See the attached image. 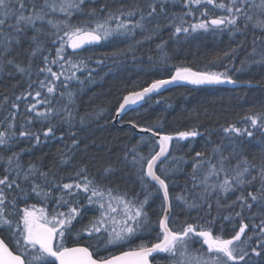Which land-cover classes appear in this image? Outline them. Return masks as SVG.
Masks as SVG:
<instances>
[{
  "label": "snow or ice",
  "instance_id": "6c2138e0",
  "mask_svg": "<svg viewBox=\"0 0 264 264\" xmlns=\"http://www.w3.org/2000/svg\"><path fill=\"white\" fill-rule=\"evenodd\" d=\"M176 6L179 12L174 11ZM197 13L199 22L185 27V17ZM165 30L171 31L170 39L201 30L214 34L227 30L241 37L236 48L218 54L211 64L234 59L238 49H245L251 32L248 60L241 61L235 71L264 65V0H121L119 6L107 0H0V72L9 78L18 74L26 84L19 95H5L0 103V110L9 109L0 120V264H264V108L254 111L253 106L238 122L206 129L205 150L194 154L190 150L187 158L172 155L170 146L173 141L202 137L200 125L162 134L159 124L145 128L130 122L132 128L158 137V150L150 148L147 155L139 151L145 141L141 136L118 160L121 167L109 163L99 177L81 164L65 182L58 169L70 163L67 153L59 152V165L45 168L43 160L24 162L23 153L29 149L15 150L21 139L38 145L42 137L55 138L64 125L74 126L76 92L70 90L71 82L83 86L96 72L89 69L93 57L81 55L90 51L88 46L119 37L139 46ZM138 31L143 39H136ZM166 44L162 41L156 47L164 53ZM134 45L111 53L113 64L134 53ZM161 59L170 58L164 53ZM95 63L104 65L105 59ZM173 67L170 78L154 79L123 96L116 116L173 83H254L233 79L227 68L223 72L193 70L183 63ZM85 70L87 76L80 79L76 73ZM20 86V81L14 85ZM65 97L67 102L58 107ZM21 103L25 119L18 125ZM37 122L42 128L33 131ZM84 122L85 117H80L79 123ZM214 131L221 133L219 143L211 140ZM69 136L71 152L81 141L75 132ZM185 165L190 167L186 173ZM128 168L132 171L125 174ZM177 173L185 176L181 192L170 191ZM118 174L125 179L123 189ZM132 177L140 185L139 192L128 190L127 179ZM157 194L161 204L153 221L146 206ZM32 200L43 206L29 203ZM177 210L186 215L195 210L205 216L197 215L191 222L185 219L176 227ZM218 220L231 225L230 233L226 234L223 224L217 228ZM73 233L76 246H66ZM137 240L135 248L106 254Z\"/></svg>",
  "mask_w": 264,
  "mask_h": 264
},
{
  "label": "trees",
  "instance_id": "16d2710c",
  "mask_svg": "<svg viewBox=\"0 0 264 264\" xmlns=\"http://www.w3.org/2000/svg\"><path fill=\"white\" fill-rule=\"evenodd\" d=\"M107 2L119 6L121 0H107ZM180 10L179 6L174 8V11L179 12ZM248 35L249 39L245 49H238L234 59L229 61L225 58L215 64L209 62L229 48H236L237 41L241 39L239 35L233 37L227 30L216 34L212 31H197L191 35L180 34L178 38L172 37L170 39L171 31L165 30L154 36L152 40L145 41L139 46H135L134 41L129 38L119 37L110 38L104 41L101 46L90 48V51H83L81 55L93 57V60L89 61V69L95 68L96 72L93 73L91 82H86L83 86L76 81L71 82L70 90L76 92L73 109L76 115V120L73 122L74 126L69 129L68 125H64L56 132L55 138L45 140L42 137L41 143L38 145L29 140L21 139L15 146V150L29 149L23 153L24 162L43 160L45 168H51L53 164L59 165V152L67 153L71 158L70 163L59 165L58 169L59 175L65 177V182L72 175L74 168H78L81 164H87L89 173L97 177L109 163L118 168L121 167L118 160L123 158L126 149L136 145L141 138L131 125L124 127V124H131L130 122H135L140 127L145 128L159 124L162 134H175L178 131L200 125L199 130L204 133L202 137H197L191 142L181 141L177 143L173 141L171 153L175 156L185 155L187 158L190 150L192 154L195 151L205 150L206 141L209 139L206 129L215 130L221 125L227 126L228 123L238 122L242 116L249 113V109L253 106L254 111H260L264 108V65L252 64L246 67L244 71H235L241 67V61L248 60L246 53L251 52V32ZM136 39H143L139 31ZM162 41H167L164 53L170 59L166 62L161 59L164 53H161L156 47ZM129 44L136 47L135 52H129L127 56L117 58V63L113 64L110 54L117 49H127ZM133 55L135 59H133ZM149 57H151V64ZM101 58L105 59V64L97 66L95 60ZM255 58L259 59L258 56ZM181 63L192 67L193 70L223 72L227 68L233 75V79L239 81L253 80V85L256 87L232 89L181 85L151 96V99L145 100L140 106L131 110L120 124L114 123L116 109L122 103L123 96L134 88L140 90V88L148 86L154 79L170 78V75L174 74L175 71L173 65H180ZM87 71L77 72L76 75L80 79H85ZM18 81L21 82V86L16 88L14 85ZM256 81L261 83L256 84ZM24 87L26 84L18 74L9 78L4 72H0V103L3 102L5 95L14 98V95H19ZM66 102L67 97L60 100L57 106L59 107L60 104ZM10 103L11 99L9 100ZM8 110L7 107L0 110V120L7 115ZM80 117H85L83 125L79 123ZM24 119L23 103H21V112L17 116V124L23 123ZM41 128L40 123H34L33 131ZM70 131L75 132L77 139L81 141L79 148L71 152L68 151L71 148ZM62 135L63 140L60 139ZM143 136L145 141L140 143L139 151L147 155L150 148L158 150L155 137ZM220 136L221 133L214 131L211 140L214 143H219ZM184 169L185 173L190 171L188 165H185ZM128 171L132 170L130 168L124 169L125 174ZM172 178L176 184L170 188V191L181 192L184 187V174L177 173ZM117 180L123 189L125 179H121L118 174ZM127 187L130 193L140 191V185L135 182L134 177L127 179ZM142 198L143 195H141ZM29 203H35L37 207L43 206L36 200L29 201ZM160 204L161 200L157 194L146 206V210L153 221L158 218ZM49 210H51V205H49ZM90 215L91 213L85 217V223ZM176 215L178 219L175 226L180 227L185 219L191 222L197 215L204 217L205 213L200 212L198 214L193 210L190 215H186L177 210ZM212 215L216 216L215 210H213ZM221 224L224 225L226 234L230 233L231 225L227 221L218 220L217 228ZM153 235L155 234L153 233ZM144 239L150 240L151 237L145 236ZM139 242L137 240L130 245L115 246L106 254L119 255L123 251L135 248ZM78 243L84 244L85 241L79 240ZM76 244V236L73 233L66 240V246L73 247Z\"/></svg>",
  "mask_w": 264,
  "mask_h": 264
},
{
  "label": "water",
  "instance_id": "95a60500",
  "mask_svg": "<svg viewBox=\"0 0 264 264\" xmlns=\"http://www.w3.org/2000/svg\"><path fill=\"white\" fill-rule=\"evenodd\" d=\"M103 43H104V41H102L99 44L91 45V46H88V47L89 48H92V47H96V46H101ZM181 85H191V84H188L186 82L173 83V84L167 85L166 87L162 88L158 93L163 92V91H166V90H169V89H172V88L179 87ZM195 86H199V87H227V88H232V89H235V88H244V87H246V88L256 87L255 85L248 86V85H246L244 83H237V84L224 83V84H212V85L205 84V85H195ZM158 93H153V94H151V96L156 95ZM145 100H147V98ZM145 100L139 101L135 105L127 106L125 112L121 116H119V117L115 116L114 123L115 124H119V122L124 118L125 115H127L134 108L140 106ZM135 130H136L137 134H139L141 136H143V135H148V136L150 135V136H152L151 133H142V132H140V129L139 128H135ZM155 139L157 140L158 137H155ZM170 151H171V146H170Z\"/></svg>",
  "mask_w": 264,
  "mask_h": 264
},
{
  "label": "rangeland",
  "instance_id": "374dc122",
  "mask_svg": "<svg viewBox=\"0 0 264 264\" xmlns=\"http://www.w3.org/2000/svg\"><path fill=\"white\" fill-rule=\"evenodd\" d=\"M200 19H201V17L199 16L198 13L195 16L185 17L186 23L184 26L189 27L191 24L199 22ZM201 32H203V31L201 30ZM208 32H211V30H209ZM54 70H55V68H54Z\"/></svg>",
  "mask_w": 264,
  "mask_h": 264
},
{
  "label": "bare ground",
  "instance_id": "6f19581e",
  "mask_svg": "<svg viewBox=\"0 0 264 264\" xmlns=\"http://www.w3.org/2000/svg\"><path fill=\"white\" fill-rule=\"evenodd\" d=\"M125 116H126V115H125ZM125 116H124V117H125ZM121 121H122V120H121ZM121 121H120V122H121ZM120 122H119V124H120ZM127 125H131V124H124V127L127 126ZM135 131H136V130H135ZM138 135H139V134H138ZM140 136H141V135H140Z\"/></svg>",
  "mask_w": 264,
  "mask_h": 264
}]
</instances>
